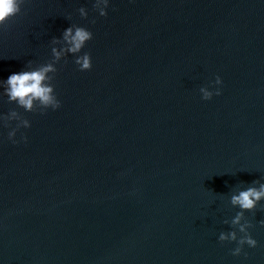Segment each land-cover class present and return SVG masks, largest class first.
<instances>
[{
    "label": "water",
    "instance_id": "water-1",
    "mask_svg": "<svg viewBox=\"0 0 264 264\" xmlns=\"http://www.w3.org/2000/svg\"><path fill=\"white\" fill-rule=\"evenodd\" d=\"M93 4L25 0L0 29V79L48 62L70 24L94 33L91 70L57 65L61 108L24 113L27 143L0 125V264H264V201L246 257L218 240L231 195L264 183V0Z\"/></svg>",
    "mask_w": 264,
    "mask_h": 264
},
{
    "label": "clouds",
    "instance_id": "clouds-1",
    "mask_svg": "<svg viewBox=\"0 0 264 264\" xmlns=\"http://www.w3.org/2000/svg\"><path fill=\"white\" fill-rule=\"evenodd\" d=\"M24 4L25 0H0V29L7 27V22L21 13ZM110 6L111 0H94L93 4V8L101 17L108 15ZM78 11L84 18L89 15L88 10L83 6ZM92 23H95V20H92ZM93 38L94 33L89 28L70 24L63 30L61 37H53L51 59L48 62L33 67V62L29 61L24 69L12 72L6 79H0V89H2L0 96L6 97L8 103L16 106L7 113H0V125L10 128L7 135L13 144L20 142L16 139L18 132L21 140L25 143L28 141V136L21 129L31 128L32 125L24 113L36 110L35 112L44 114L49 109L56 111L61 108L62 101L58 97L53 80L54 74L59 70L57 65L62 60L67 62V57L71 55L80 71L91 70L92 55L83 49ZM210 85L199 88L203 100H211L214 95L221 94L222 77L217 74ZM20 109L23 111L21 112ZM12 122H15L14 126ZM262 201H264V183L259 180L252 181L248 187L241 188L231 195V205L239 210L230 221H224L225 224H230L231 230L221 231L218 240L236 243V246L230 250L233 256L243 254L246 257L248 253L244 250L245 245L249 248L257 246L258 241L250 231L254 225L251 221L245 220V214L256 210ZM260 223L264 224V220Z\"/></svg>",
    "mask_w": 264,
    "mask_h": 264
}]
</instances>
